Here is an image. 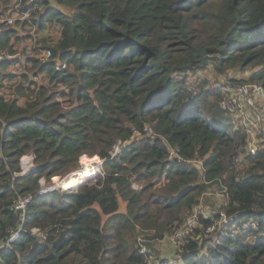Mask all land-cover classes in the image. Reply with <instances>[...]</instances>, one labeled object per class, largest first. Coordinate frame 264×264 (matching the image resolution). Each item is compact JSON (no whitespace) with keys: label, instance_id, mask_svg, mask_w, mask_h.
<instances>
[{"label":"trees","instance_id":"trees-1","mask_svg":"<svg viewBox=\"0 0 264 264\" xmlns=\"http://www.w3.org/2000/svg\"><path fill=\"white\" fill-rule=\"evenodd\" d=\"M53 1L69 12L41 0L35 21L56 19L60 37L45 42L50 57L29 60L55 88L31 81L22 104L0 95V240L19 226L14 200L37 193L42 177L77 175L84 155L101 158L103 173L34 197L0 264H145L140 239L187 228L210 181L226 186L224 199L200 213L174 264H264V149L246 154V132L222 104L227 82L264 86V0ZM0 25V51L14 53L16 29ZM230 68L251 75L221 85L203 75ZM145 126L152 133L135 137ZM173 148L182 160L169 159ZM27 154L35 166L24 174ZM81 174L77 183L94 175ZM222 211L233 220L210 245L205 229ZM251 217L258 227L234 233Z\"/></svg>","mask_w":264,"mask_h":264},{"label":"rangeland","instance_id":"rangeland-1","mask_svg":"<svg viewBox=\"0 0 264 264\" xmlns=\"http://www.w3.org/2000/svg\"><path fill=\"white\" fill-rule=\"evenodd\" d=\"M51 4H56L58 8L64 9L66 12H69V10L54 2L53 0H50ZM28 0H0V9H4L5 11L12 9L14 11H8L4 13L3 15H9L10 17H13V22L11 23H3L8 26H12L16 29L15 36L12 37L11 43L14 45L15 52L9 53L6 49H3L0 51V95L4 97L5 100H12L16 99L19 103H24L26 99V95L30 94V91L28 92V86L31 81L37 82L38 85H46L49 88H52V84H50V78L45 75L44 72H38V67L33 65V61L29 60L31 57H37L40 60H43L46 56V46L45 42L53 43L60 37V30L61 26L59 23H57L56 19H47L43 27L39 28L36 19H39L41 11H44V6L41 3V0H36V5L33 10H28V13L23 14L24 11H22V7L25 4H28ZM4 25V26H5ZM0 28H3L0 26ZM18 37V38H17ZM12 61V63H8L6 65H1V62L3 60ZM38 73V75H36ZM27 76V78L25 77ZM204 77L209 78L211 81V84L215 85H221L222 83H225V81L231 80V79H241L245 77L246 79L249 78L251 75V69L249 68H230L226 71L225 74L218 73L214 69H210L208 73H203ZM245 82H250L245 81ZM230 83L229 85H232L237 82H227ZM226 83V84H227ZM253 83L262 85L261 83H258L254 81ZM34 87V85H32ZM58 87V86H57ZM61 89V86H60ZM19 92H28V94H20ZM64 101L67 100V98L63 97ZM258 104L261 105V107L264 110V98H258ZM235 111H240L235 109ZM244 111L247 112V114H250L249 108H244ZM232 117L234 118V127L236 129L242 128V126H245L246 129H250L254 132H257L259 134L261 132L260 129L253 126V128H250L247 126L246 120L242 117V115L239 112H232ZM230 127H232L230 125ZM144 136V135H143ZM136 137H142V136H136ZM247 138V134H246ZM126 145V143H124ZM124 146L122 145L121 148L118 147V150L114 148L113 152L119 153ZM117 155V154H116ZM244 156V155H241ZM33 156L30 154H27L26 157L21 159V168L24 163V169H22V173L29 172L30 162L32 161ZM245 159V158H242ZM34 160V159H33ZM197 163H201L200 160H196ZM82 163V170L84 171L89 170L91 173L93 172L94 175L93 178L98 172V167L103 166V160L99 158L98 156H87L84 155L81 159ZM34 164V161H33ZM102 169V168H101ZM78 173L77 175L74 174L73 176H79L82 172ZM21 173V174H22ZM73 176H66L67 179L76 180L77 177L73 179ZM57 177H51L50 180L46 179L47 182H50L54 179L57 183L60 184V187L58 189H68L71 190L74 187H77L81 183L86 182V180H83L81 183H77L73 185L74 187L65 188L63 185V178ZM71 177V178H70ZM156 178H154L152 181L154 182ZM151 181L148 182H142L144 185L148 184ZM165 179H162L157 184H155V187H159L160 189H163L165 187ZM139 183V182H135ZM207 189L204 191L201 200H202V208L205 205L206 211H213L216 212L220 208V205L224 199V193L226 192L227 188L226 186H221L220 183H217L215 181H210L207 183ZM63 185V188L62 186ZM124 202L122 203V206L124 207ZM199 205L195 212H198L200 209ZM213 230V228L211 229ZM33 231L40 233L39 228H33ZM215 230L209 232V237H213L212 234ZM173 232V231H172ZM174 234L167 235L164 239L160 240H151V247L156 253V257L158 259H165L170 260L175 263L178 256V244L174 241L173 238ZM141 241H145L144 239H141Z\"/></svg>","mask_w":264,"mask_h":264},{"label":"built area","instance_id":"built-area-1","mask_svg":"<svg viewBox=\"0 0 264 264\" xmlns=\"http://www.w3.org/2000/svg\"><path fill=\"white\" fill-rule=\"evenodd\" d=\"M31 2H36V0H30ZM13 22V17H10L9 15H3V13L0 12V23H11ZM1 26V25H0ZM2 28H0V34H1ZM1 36V35H0ZM46 56L45 58H48L51 56V50L47 49L45 51ZM224 100H223V106L228 108V110L231 113L232 112L236 113L239 112L242 117L246 120L248 123L247 126L250 128H253V126L257 127L258 129L261 130L259 134L257 132H254L250 129L245 130V126H242V128L245 130L247 134L246 138V154L253 156L256 155L260 149H264V110L261 107L260 104H258V98H264V86L259 85L253 82H241L237 83L236 85H229L225 87L224 91ZM244 108H249L250 114H247L246 111H244ZM235 109L240 110V111H235ZM233 118V117H232ZM234 121V118H233ZM143 132H147V134L152 133L151 127L145 126L144 131H140L138 129L134 130V135L136 136H143ZM124 143H128L127 141L119 140L118 143H116L112 149V156L118 154L113 152L114 148L118 150V147L121 148V146H125ZM24 158L26 155L23 156ZM22 157V158H23ZM244 157V156H241ZM174 158H178V160H182L183 158L177 154V151L173 148L170 150V155L169 159L173 160ZM33 158L32 161L30 162V167L29 170L34 167L35 165L33 164ZM242 162H246L247 160L241 159ZM102 168V169H101ZM22 169H24V163L22 165ZM98 173L97 174H102L103 173V166L98 167L97 169ZM80 173V171L78 172ZM57 177V176H52ZM60 178V177H59ZM63 178V184L64 181L67 180V177H61ZM40 186L38 189L37 193H29L27 195H19L15 200H14V208L19 211L20 213V222L19 226L17 229L15 228H10V236L7 240H0V250L10 244L11 241L15 240L21 230L24 228V223L26 222V214L28 210V206L32 199L38 195H43L48 192L58 190V187H60V184L54 181V179L50 182H47L44 177H42L40 180ZM137 181L133 182V187L136 189H140L144 184L143 183H135ZM63 188V185H61ZM64 189V188H63ZM200 209L198 212H195V209L199 206ZM200 213L204 214L207 217H211V214L206 211L205 205L202 208V200L198 202L197 204L194 205L192 209V213L188 216L187 221L185 223L186 227L185 229H175L173 228V232H171L174 238V241L178 244V247L181 248L182 245L185 243L186 238L188 237V231L190 228L194 226H198L199 221V215ZM233 220L232 217H230L225 211H222L220 213V218L217 220H214L210 225H208L205 229V232L209 234L210 231L215 230L212 234L214 235L211 237L208 241V243L211 245L215 241L213 239L217 238V234L229 223H231ZM259 226V221L255 217H251L250 219L242 222L239 226L236 225L235 228L233 229L234 233L238 232L241 229L247 228H256ZM213 228V230H211ZM35 232V231H34ZM169 233V234H171ZM167 234V235H169ZM167 235H165L163 238L164 239ZM141 239H144L145 241H141ZM140 239V251L142 253L146 254V262L145 264H174L173 261L170 260H165V259H158L155 255V251L152 249V247L148 246L147 243L151 244V240L153 239H145L141 238ZM154 240H160V239H154Z\"/></svg>","mask_w":264,"mask_h":264},{"label":"bare ground","instance_id":"bare-ground-1","mask_svg":"<svg viewBox=\"0 0 264 264\" xmlns=\"http://www.w3.org/2000/svg\"><path fill=\"white\" fill-rule=\"evenodd\" d=\"M81 172H82V171H81ZM84 172H91V171H90V169H89V170H86V169H85ZM75 177L82 179V178H84V175H83V174H80L79 176H73V179H74ZM90 177H92V175H91ZM70 178H71V177H70ZM77 178H75V179H77ZM88 179H90V178H88ZM88 179H87V180H88ZM84 180H86V178H85ZM87 180H86V181H87ZM76 183H77L76 180L67 179L66 181H64V184H63V185H64L65 188H69V187L72 188V187H74L73 185H75ZM81 184H82V183H81ZM81 184H80V185H81ZM75 186H76V185H75ZM77 187H78V186H77ZM74 188H75V187H74Z\"/></svg>","mask_w":264,"mask_h":264},{"label":"clouds","instance_id":"clouds-1","mask_svg":"<svg viewBox=\"0 0 264 264\" xmlns=\"http://www.w3.org/2000/svg\"><path fill=\"white\" fill-rule=\"evenodd\" d=\"M33 159H34V158H33ZM32 168H34V167H32ZM32 168H31V169H32ZM29 171H30V170H29Z\"/></svg>","mask_w":264,"mask_h":264},{"label":"water","instance_id":"water-1","mask_svg":"<svg viewBox=\"0 0 264 264\" xmlns=\"http://www.w3.org/2000/svg\"><path fill=\"white\" fill-rule=\"evenodd\" d=\"M31 170V169H30Z\"/></svg>","mask_w":264,"mask_h":264}]
</instances>
